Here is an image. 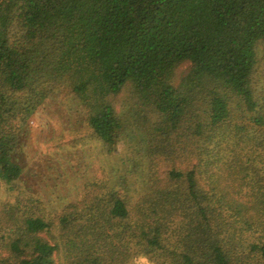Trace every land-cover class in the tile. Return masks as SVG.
<instances>
[{
	"label": "trees",
	"instance_id": "1",
	"mask_svg": "<svg viewBox=\"0 0 264 264\" xmlns=\"http://www.w3.org/2000/svg\"><path fill=\"white\" fill-rule=\"evenodd\" d=\"M65 98L114 161L56 200L22 141ZM0 264H264V0H0Z\"/></svg>",
	"mask_w": 264,
	"mask_h": 264
},
{
	"label": "rangeland",
	"instance_id": "2",
	"mask_svg": "<svg viewBox=\"0 0 264 264\" xmlns=\"http://www.w3.org/2000/svg\"><path fill=\"white\" fill-rule=\"evenodd\" d=\"M121 97L115 101L124 129L119 157L123 166L128 157L138 160L139 154L143 155L144 136L134 130L125 111L119 107ZM82 125L81 112L70 99L50 100L31 118L30 132L23 138L22 155L28 167L45 180L50 195L56 200L72 198L80 191L85 175H92L101 165L110 169L114 161L98 142H80L82 136L75 132Z\"/></svg>",
	"mask_w": 264,
	"mask_h": 264
}]
</instances>
